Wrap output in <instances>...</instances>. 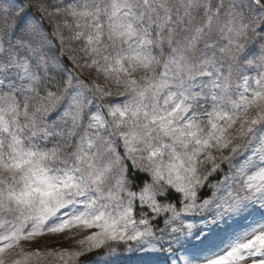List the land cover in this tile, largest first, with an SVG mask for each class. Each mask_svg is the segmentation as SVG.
Here are the masks:
<instances>
[{"label":"snow or ice","instance_id":"6c2138e0","mask_svg":"<svg viewBox=\"0 0 264 264\" xmlns=\"http://www.w3.org/2000/svg\"><path fill=\"white\" fill-rule=\"evenodd\" d=\"M0 264H264V0H0Z\"/></svg>","mask_w":264,"mask_h":264}]
</instances>
